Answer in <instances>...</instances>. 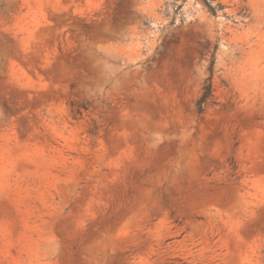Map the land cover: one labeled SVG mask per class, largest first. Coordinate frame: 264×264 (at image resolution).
<instances>
[{"label":"rangeland","instance_id":"rangeland-1","mask_svg":"<svg viewBox=\"0 0 264 264\" xmlns=\"http://www.w3.org/2000/svg\"><path fill=\"white\" fill-rule=\"evenodd\" d=\"M208 1L0 0V264H264V0Z\"/></svg>","mask_w":264,"mask_h":264},{"label":"trees","instance_id":"trees-1","mask_svg":"<svg viewBox=\"0 0 264 264\" xmlns=\"http://www.w3.org/2000/svg\"><path fill=\"white\" fill-rule=\"evenodd\" d=\"M205 3V5L209 8V10L216 14L219 9H223L224 7L222 5L214 6L210 1L208 0H201ZM215 52V51H214ZM214 52L211 55L210 64H209V72L210 76L205 81V84L201 88V95L196 101V107L199 115L205 114L207 108L209 106H216L219 104L218 98L215 94V88L213 84V72H214V65H215V58H214ZM80 108H83L86 110L85 105H82ZM76 116H82L83 113L81 109H77L75 111Z\"/></svg>","mask_w":264,"mask_h":264}]
</instances>
